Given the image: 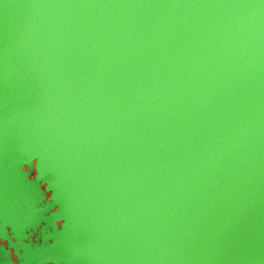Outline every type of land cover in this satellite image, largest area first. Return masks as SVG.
<instances>
[{"label":"water","instance_id":"1","mask_svg":"<svg viewBox=\"0 0 264 264\" xmlns=\"http://www.w3.org/2000/svg\"><path fill=\"white\" fill-rule=\"evenodd\" d=\"M8 229L31 264H264V0H0Z\"/></svg>","mask_w":264,"mask_h":264},{"label":"flooded vegetation","instance_id":"2","mask_svg":"<svg viewBox=\"0 0 264 264\" xmlns=\"http://www.w3.org/2000/svg\"><path fill=\"white\" fill-rule=\"evenodd\" d=\"M37 242V235L33 234L29 237L25 244H35ZM31 255V248L28 251ZM28 255V257H30ZM27 254L21 248L19 240L8 229V235L5 237L0 233V264H31V259H26Z\"/></svg>","mask_w":264,"mask_h":264}]
</instances>
